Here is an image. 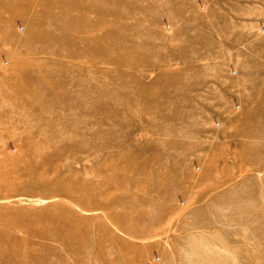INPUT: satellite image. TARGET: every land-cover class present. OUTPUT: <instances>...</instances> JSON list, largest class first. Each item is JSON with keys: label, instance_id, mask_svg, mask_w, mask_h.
Wrapping results in <instances>:
<instances>
[{"label": "rangeland", "instance_id": "obj_1", "mask_svg": "<svg viewBox=\"0 0 264 264\" xmlns=\"http://www.w3.org/2000/svg\"><path fill=\"white\" fill-rule=\"evenodd\" d=\"M0 264H264V0H0Z\"/></svg>", "mask_w": 264, "mask_h": 264}]
</instances>
